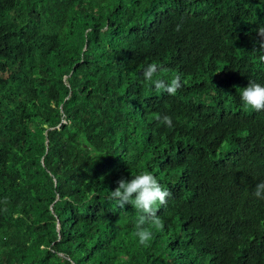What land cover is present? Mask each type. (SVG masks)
Returning a JSON list of instances; mask_svg holds the SVG:
<instances>
[{"label": "trees", "instance_id": "obj_1", "mask_svg": "<svg viewBox=\"0 0 264 264\" xmlns=\"http://www.w3.org/2000/svg\"><path fill=\"white\" fill-rule=\"evenodd\" d=\"M261 26L264 0H0V264H264ZM144 171L172 193L148 246L109 199Z\"/></svg>", "mask_w": 264, "mask_h": 264}, {"label": "clouds", "instance_id": "obj_2", "mask_svg": "<svg viewBox=\"0 0 264 264\" xmlns=\"http://www.w3.org/2000/svg\"><path fill=\"white\" fill-rule=\"evenodd\" d=\"M181 27L182 25H177L176 31L179 32ZM257 34L261 38L256 41L259 50H264V26L258 29ZM161 70L159 64L152 63L142 72L143 80L153 84L158 93L164 91L169 95H175L187 83L186 80L182 82L180 75L175 76L170 83L164 79L156 78ZM241 100L245 106L252 110L264 111V84L250 80L248 86L241 90ZM156 119L168 127L173 126L172 118L168 115L157 116ZM117 184L118 187L114 191H110L109 199L116 201L119 208L131 204L140 213L137 217L135 235L139 238L140 245L148 246L153 239L150 226H154L158 230L165 228V223L157 215V212L161 206L167 205L168 198L171 197L172 193L160 184L155 175L148 171L132 175L130 180L122 177L117 181ZM254 195L264 199V182L256 185Z\"/></svg>", "mask_w": 264, "mask_h": 264}]
</instances>
